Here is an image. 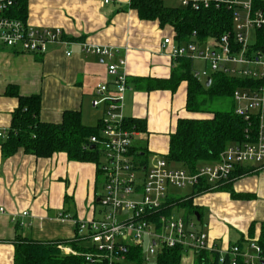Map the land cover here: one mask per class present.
I'll use <instances>...</instances> for the list:
<instances>
[{
  "label": "crops",
  "instance_id": "crops-1",
  "mask_svg": "<svg viewBox=\"0 0 264 264\" xmlns=\"http://www.w3.org/2000/svg\"><path fill=\"white\" fill-rule=\"evenodd\" d=\"M129 1L28 0L25 22L34 27H60L70 43L65 47L51 44L43 54L0 48V207L4 209L0 213V264H14L15 244L23 237L42 242L75 239L76 222L100 216L98 189H102L95 162L69 160L64 152L37 157L23 148L3 154L1 143L18 104L16 97L5 94L8 86H15L23 96L40 95L41 121L58 123L65 110H79L85 125L96 126L102 108L91 105L94 88L106 82L112 89L113 78L106 72V57L82 50L83 43H90L111 48L115 57L126 60L124 114L143 122L144 130L137 138L144 134L145 155L165 156L178 118L198 117L186 113V81L173 91L146 89L148 80L168 79L180 57L173 59L160 47L169 36L166 25L141 19ZM240 167L241 172L225 188L199 193L198 200L193 196L200 211L196 226L207 234L211 245L220 248L239 244L248 250V242L259 243L262 233L264 164ZM195 257L183 251L180 264H195Z\"/></svg>",
  "mask_w": 264,
  "mask_h": 264
},
{
  "label": "built area",
  "instance_id": "built-area-1",
  "mask_svg": "<svg viewBox=\"0 0 264 264\" xmlns=\"http://www.w3.org/2000/svg\"><path fill=\"white\" fill-rule=\"evenodd\" d=\"M15 1L0 0V48L43 54L51 44L65 47L70 43L63 38L60 27H34L11 16ZM176 1L194 11L224 9L231 13V28L219 36L199 39L196 34L195 39L180 42L173 33L163 39L160 47L173 59L201 61L203 68L192 71L197 81L211 80L215 73L243 80V85L233 90L232 99L234 112L247 122L246 141L227 146L216 161L203 163L194 171L171 167L172 162L165 156L138 154L140 149L134 140L139 130L128 123L124 114L126 60L115 57L111 48L83 43L84 52L108 59L106 72L113 78L112 89L106 82L97 83L91 100L94 108H102L99 131L89 138L103 158L98 164L102 191L98 195L100 216L76 222V237L92 241L93 249L83 253L84 264H119L126 259L129 244L143 248L146 262L154 260L162 247L180 246L195 254L215 253L217 264H264V246L260 243L250 240L248 250L239 244L220 248L208 242L207 234L194 220L173 215L177 206L169 208V215L162 213L174 197L171 187L193 188L204 182L207 191H212L229 181L237 167L264 164V51L250 41H256L258 32L264 33V0ZM3 211L0 207V213ZM57 245L66 254H77L70 246Z\"/></svg>",
  "mask_w": 264,
  "mask_h": 264
},
{
  "label": "trees",
  "instance_id": "trees-1",
  "mask_svg": "<svg viewBox=\"0 0 264 264\" xmlns=\"http://www.w3.org/2000/svg\"><path fill=\"white\" fill-rule=\"evenodd\" d=\"M28 0H16L9 14L25 21ZM131 8L136 9L143 20H156L161 26L170 25L176 40L186 42L194 39H206L209 36H219L232 26L231 13L224 9H208L194 11L183 6H166L162 0H130ZM255 48L264 51V33L258 32ZM193 62L187 58H178L176 66L171 70L168 79L148 80L146 89L175 90L181 81L187 82L186 109L193 112L209 113L203 117L178 118L174 132L169 136V147L165 157L181 167L194 171L199 165L216 161L219 154L234 143L246 141L245 129L247 122L234 112L233 106L227 110L211 109L214 101L232 99L233 90L243 85V80L225 74L215 73L210 83L197 81L193 75ZM7 96L18 100L17 106L11 112V122L6 138L1 143L4 155H9L18 148L30 152L37 157H48L56 152H64L69 160L92 161L100 170L98 149L90 148L89 138L98 133L96 126H88L82 122L79 110H65L58 123L44 122L39 119L41 98L39 94L20 95L15 86H8ZM233 100V99H232ZM128 123L139 131L144 130L142 121L128 118ZM256 130V120H253L252 131ZM138 154L145 155L144 147H139ZM237 167L232 176L241 172ZM207 184L199 183L189 194L171 197L168 207L162 211L169 215L171 206L184 207L188 213L197 218L200 216L197 205L193 204V196L207 191ZM225 188V187H224ZM220 189V188H218ZM198 216V217H199ZM184 217V216H183ZM184 219H188L184 217ZM77 237L70 240L42 242L23 237L15 244L14 264H84L83 253L92 250V246L79 245ZM58 243L72 246L77 254H63ZM264 246V224L259 240ZM183 249L180 246L160 248L152 262H146L143 248L129 244L125 250L126 262L134 264H180ZM217 255L203 251L196 253L195 264L216 263ZM124 264V263H119Z\"/></svg>",
  "mask_w": 264,
  "mask_h": 264
},
{
  "label": "rangeland",
  "instance_id": "rangeland-1",
  "mask_svg": "<svg viewBox=\"0 0 264 264\" xmlns=\"http://www.w3.org/2000/svg\"><path fill=\"white\" fill-rule=\"evenodd\" d=\"M162 1H163V3L166 6H169V7L181 6L176 0H162ZM164 29L167 31V33L169 35L173 34V33H171V30L173 31V29L171 28L170 25H166L164 27ZM250 41L253 43V45L255 44V40L252 41V38L250 39ZM0 50H2V49H0ZM193 63H194L193 64L194 65V68L193 69H195V70H201L203 68V66H204L201 61H196L195 60ZM231 106H233V100L230 99V98H226L223 101H214L209 106V108H211V109H219V110H227V109H230ZM186 113H187V115H190V116H198V117H203V116H208L209 115V113L193 112V111H188V110L186 111ZM144 139H145L144 134H142L138 138H135L134 142H135L136 145H140V147H143L144 146V143H145ZM154 156H164V155H160V154H150L149 155V157H154ZM99 161L100 162H103V158H100ZM170 166L173 167V168L181 167V166H179L178 164H176L174 162H172L170 164ZM231 179H232V177L230 178L229 181H227L224 184H222L219 188L220 189L221 188L223 189L224 187H226V185L230 184ZM100 180H102V179H100ZM101 191H102V189H101V186H100V188L98 189V195L101 194ZM169 191H170V193H171L172 196L177 197V196H183L185 194L190 193L192 191V188L191 187H186L184 189H181V188H177V187H171ZM204 192H209V191H204ZM201 193H203V192H201ZM195 195H196V197H195L196 200L200 199V196L198 197V195H200V194H198V195L195 194ZM97 208L98 209L100 208L99 203H97ZM209 209H210L209 204H205V212H209L208 211ZM172 213H174L173 215H175L177 217L178 216H184V217L190 218V219H192V220L195 221L196 225H198V223H199V221H197V218L194 217L193 215H191V213H188V211L184 207H179V206L178 207H175V208H173ZM206 218H207L206 215H204V219H206ZM83 242H84V244L86 246H90L92 244V241L89 238L83 240ZM152 261L153 260H151V262ZM124 264H134V263L128 261V262H125Z\"/></svg>",
  "mask_w": 264,
  "mask_h": 264
},
{
  "label": "water",
  "instance_id": "water-1",
  "mask_svg": "<svg viewBox=\"0 0 264 264\" xmlns=\"http://www.w3.org/2000/svg\"><path fill=\"white\" fill-rule=\"evenodd\" d=\"M209 83H210V78L208 77V78L206 79V85H208ZM90 148H92V149L95 148V145H94V144H91V145H90ZM195 215H197V218H198V213H197V212L195 213Z\"/></svg>",
  "mask_w": 264,
  "mask_h": 264
}]
</instances>
